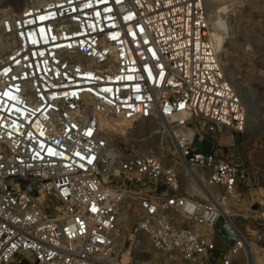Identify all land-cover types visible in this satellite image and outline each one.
I'll return each instance as SVG.
<instances>
[{
  "label": "built area",
  "instance_id": "2783aa9c",
  "mask_svg": "<svg viewBox=\"0 0 264 264\" xmlns=\"http://www.w3.org/2000/svg\"><path fill=\"white\" fill-rule=\"evenodd\" d=\"M104 119L160 120L164 147ZM247 121L207 0L0 10V264H108L140 235L155 264H264L263 155L200 142Z\"/></svg>",
  "mask_w": 264,
  "mask_h": 264
},
{
  "label": "rangeland",
  "instance_id": "374dc122",
  "mask_svg": "<svg viewBox=\"0 0 264 264\" xmlns=\"http://www.w3.org/2000/svg\"><path fill=\"white\" fill-rule=\"evenodd\" d=\"M38 1L41 0H0V10L16 12L29 4L39 3ZM207 12L218 22L219 44L216 49L221 55L224 68L243 80L247 93L243 99L257 124H261V130L257 133H247L249 137H256L252 140L244 141L245 134L238 136L235 145L215 147L214 139L207 135L200 142L206 149L222 152L234 161L244 164V159L251 150L261 153L264 157V117L261 113L264 107V0H207ZM108 122L121 123L118 119H104L102 124L108 126ZM122 123L133 130L130 138L144 139L147 143L143 146L147 147L145 149L156 152L164 147L162 136L154 132L162 121H143L132 126L126 122ZM160 257L161 255L151 247L148 238L140 235L131 243L126 241L122 250L109 263L155 264Z\"/></svg>",
  "mask_w": 264,
  "mask_h": 264
},
{
  "label": "bare ground",
  "instance_id": "6f19581e",
  "mask_svg": "<svg viewBox=\"0 0 264 264\" xmlns=\"http://www.w3.org/2000/svg\"><path fill=\"white\" fill-rule=\"evenodd\" d=\"M44 1L46 0H41V1H38L39 3H43ZM208 16H209V23H210V33H211V36H212V39L214 41V45L215 47L217 48L218 47V44H219V31H218V22L216 20V18H214V16L212 14H209L208 13ZM221 57V55H220ZM224 65V64H223ZM226 71V69H225ZM226 74L228 75V77L230 78V80L232 81V83L234 84V86L236 87V89L238 90V92L241 94L242 97L246 96L247 93L245 91L246 88L245 85H244V82L243 80L233 76V74L229 73L226 71ZM261 113L264 117V107L261 109ZM178 120V118L176 119ZM262 120V119H261ZM264 122V119L263 121ZM166 124V123H165ZM261 125V124H260ZM260 125L257 124V120L255 119V117L253 116L252 117V112H249V109H248V121H247V127H246V132L248 134H252V133H257V132H260L261 130V127ZM263 125V124H262ZM138 126V125H137ZM108 127L110 129H112L113 131H116V130H120L121 132H126V133H130L131 131H129L128 129V126H125L123 125V123H117V122H112V123H109L108 122ZM141 127V126H140ZM260 127V128H259ZM139 128V127H138ZM137 130V129H136ZM157 131V130H156ZM139 132V131H138ZM155 132V131H154ZM144 140V139H143ZM148 142H151V141H148ZM153 143V142H152ZM147 144V143H146ZM135 145H137V147L141 148L144 146V142L141 141V140H138V141H135ZM147 148V147H145ZM110 261L112 262L113 260L110 259ZM109 261V262H110ZM110 264V263H108Z\"/></svg>",
  "mask_w": 264,
  "mask_h": 264
},
{
  "label": "crops",
  "instance_id": "0c3cea01",
  "mask_svg": "<svg viewBox=\"0 0 264 264\" xmlns=\"http://www.w3.org/2000/svg\"><path fill=\"white\" fill-rule=\"evenodd\" d=\"M202 148L204 149V150H206V151H209L208 149H206V147L205 146H203L202 145ZM257 197V199L259 200V202H263L264 201V196L261 194V195H257L256 196Z\"/></svg>",
  "mask_w": 264,
  "mask_h": 264
}]
</instances>
